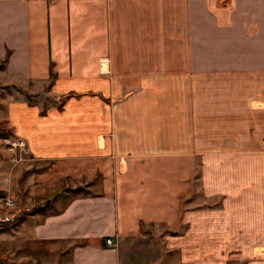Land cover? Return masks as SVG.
Returning <instances> with one entry per match:
<instances>
[{
	"label": "crops",
	"instance_id": "0c3cea01",
	"mask_svg": "<svg viewBox=\"0 0 264 264\" xmlns=\"http://www.w3.org/2000/svg\"><path fill=\"white\" fill-rule=\"evenodd\" d=\"M7 55L41 194L89 191L6 233L10 263L133 264L181 228V264H253L254 243L264 264V0H0Z\"/></svg>",
	"mask_w": 264,
	"mask_h": 264
},
{
	"label": "rangeland",
	"instance_id": "374dc122",
	"mask_svg": "<svg viewBox=\"0 0 264 264\" xmlns=\"http://www.w3.org/2000/svg\"><path fill=\"white\" fill-rule=\"evenodd\" d=\"M11 94H16V96H18L12 88L0 85V196L9 197L16 202V208L13 211L2 213L3 217L12 218L10 223H16L21 220L22 217H25L30 213L35 211L39 212V208L45 206L46 203L49 205L47 212L53 213L63 208L74 196L68 194L64 190L62 192L64 198L60 202H50V200L54 199L55 190H47L46 194H41L44 185L37 179L40 171L47 169V164L31 161L26 157V153L20 150L15 152L9 150L10 147L7 142L13 140V135L9 133L6 121L3 120V106L4 100H6ZM42 100L46 106L53 104V102H48L45 99ZM36 101L34 100V102ZM83 187L87 188L86 186ZM51 194L54 196L50 198L49 195ZM6 224L9 223H0V228H3ZM145 233L149 240L146 238L144 241L142 240L135 244L132 248L131 253L134 257L132 260L133 264L182 263V239H180L182 237L181 228L176 232L150 230ZM14 237L16 236L12 234H0V264H9L14 261V259H17L12 253V251L17 248ZM205 245H209L210 249L213 247L215 248L216 246L215 243H206ZM249 251L252 258L239 259L238 262L262 264V244H252ZM212 261L213 259L211 258L207 259L206 262ZM33 262L34 260H32L31 263Z\"/></svg>",
	"mask_w": 264,
	"mask_h": 264
},
{
	"label": "trees",
	"instance_id": "16d2710c",
	"mask_svg": "<svg viewBox=\"0 0 264 264\" xmlns=\"http://www.w3.org/2000/svg\"><path fill=\"white\" fill-rule=\"evenodd\" d=\"M8 60H9V55H7V57L3 60V62L0 63V70H3L6 66V64L8 63ZM22 91V90H21ZM72 96H74V94H69L67 96H65L64 98H62V101L61 103L58 105L59 108H61L63 106V103L68 100L69 98H71ZM29 104H33V96H30V95H27L26 96ZM9 133L11 135H13L12 131L9 129ZM8 139V138H6ZM22 184V183H21ZM65 192H67L68 194H71L73 195L74 197L77 196V195H87L89 194V191L87 188L85 187H77V188H67L65 190ZM48 204L46 203L45 206H42L41 208H39V212L35 211L33 213H30L28 214L27 216L25 217H22L21 220H19L18 222L16 223H9V224H6L3 228H0V234H3V233H12L13 231H16L18 228H20V226L22 225V223L30 216H33V215H36L37 213H45L48 211ZM36 213V214H35ZM10 264H16V263H10Z\"/></svg>",
	"mask_w": 264,
	"mask_h": 264
},
{
	"label": "built area",
	"instance_id": "2783aa9c",
	"mask_svg": "<svg viewBox=\"0 0 264 264\" xmlns=\"http://www.w3.org/2000/svg\"><path fill=\"white\" fill-rule=\"evenodd\" d=\"M9 145V150L10 151H17L20 150L24 153L27 152V147L25 145V143L23 141L20 140H10L7 142ZM16 208V202L13 201L11 198L9 197H2L0 196V223H10L11 219L10 217H3L2 213L3 212H9V211H13ZM107 245L108 246H112L113 242L112 240H107Z\"/></svg>",
	"mask_w": 264,
	"mask_h": 264
}]
</instances>
